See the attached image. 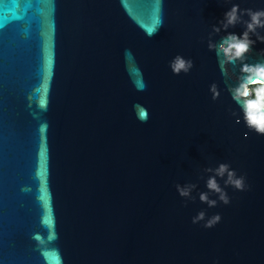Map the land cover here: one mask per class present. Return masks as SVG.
Returning a JSON list of instances; mask_svg holds the SVG:
<instances>
[{
    "label": "water",
    "instance_id": "obj_1",
    "mask_svg": "<svg viewBox=\"0 0 264 264\" xmlns=\"http://www.w3.org/2000/svg\"><path fill=\"white\" fill-rule=\"evenodd\" d=\"M234 4L264 9L0 0V264H264V135L229 91L243 63L264 62V42L252 35L245 59L223 68L208 48ZM177 55L194 62L189 73H173ZM220 163L246 189L217 177L231 202L209 193L210 208L204 170ZM188 183L195 199L176 189Z\"/></svg>",
    "mask_w": 264,
    "mask_h": 264
},
{
    "label": "clouds",
    "instance_id": "obj_2",
    "mask_svg": "<svg viewBox=\"0 0 264 264\" xmlns=\"http://www.w3.org/2000/svg\"><path fill=\"white\" fill-rule=\"evenodd\" d=\"M244 16L249 17V19H243ZM238 24H242L245 27L242 35L227 31L229 28H234ZM258 29H264V9L242 10L238 4H234L230 10L225 12L224 18L219 21V24L213 25V33L219 34L223 30L227 34L222 36L218 43L213 42L210 38L208 48L210 51H215L218 58L222 56V60H220L222 68L228 63H235L237 60L243 61L246 54L251 51L252 45L256 42L251 39L252 35H255L257 40L264 42V35H261L257 31ZM149 35H155V33H150ZM169 66L175 75H179L181 72L187 74L193 68L194 62L191 59H185L183 56L177 55L170 62ZM241 73L242 75L239 77L238 84L230 87L229 91L232 99L243 112V121L248 129L259 135H264V62H258L254 65L243 63ZM210 91L213 94L212 98L214 100L219 98L220 93L215 83L210 86ZM146 121L147 116L145 110L142 122ZM237 123H240L239 119H237ZM247 138L248 133H245V139ZM204 171L212 173V175L206 181L208 191L201 192L199 199L210 208L216 207L218 200L225 205L231 202L228 193L225 191V187L231 186L239 191L246 189L245 177L238 176L237 172L228 163H220L218 167H208ZM217 177L224 180L225 187L221 186ZM196 188L197 185L194 183L176 185L179 195L190 199H195L192 197V192ZM209 193L217 194L218 200L211 199ZM205 219L206 212L200 211L192 218V223L197 224L205 221ZM221 220V215L215 214L206 220L204 227L213 228Z\"/></svg>",
    "mask_w": 264,
    "mask_h": 264
}]
</instances>
